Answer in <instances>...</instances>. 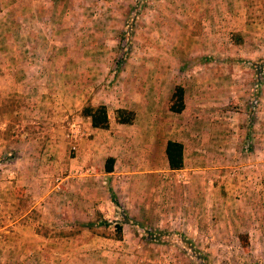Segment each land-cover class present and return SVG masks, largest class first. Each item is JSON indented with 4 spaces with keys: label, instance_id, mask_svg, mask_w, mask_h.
Returning a JSON list of instances; mask_svg holds the SVG:
<instances>
[{
    "label": "rangeland",
    "instance_id": "obj_1",
    "mask_svg": "<svg viewBox=\"0 0 264 264\" xmlns=\"http://www.w3.org/2000/svg\"><path fill=\"white\" fill-rule=\"evenodd\" d=\"M262 138L264 0H0V264H264Z\"/></svg>",
    "mask_w": 264,
    "mask_h": 264
},
{
    "label": "trees",
    "instance_id": "obj_2",
    "mask_svg": "<svg viewBox=\"0 0 264 264\" xmlns=\"http://www.w3.org/2000/svg\"><path fill=\"white\" fill-rule=\"evenodd\" d=\"M184 89L181 85H174L168 98V109L171 112L178 113L184 108ZM80 116L88 119L90 126L93 128H106L108 126L107 110L104 104L96 105L84 104L79 112ZM134 113L125 108H116L114 110V120L117 123L128 124L133 120ZM182 144L176 140L168 139L164 145V156L167 167L172 170H177L182 167ZM113 157L107 156L104 160V171L110 172L113 165ZM111 199L116 204L113 194L110 193ZM117 237L120 236L121 225L114 224Z\"/></svg>",
    "mask_w": 264,
    "mask_h": 264
},
{
    "label": "crops",
    "instance_id": "obj_3",
    "mask_svg": "<svg viewBox=\"0 0 264 264\" xmlns=\"http://www.w3.org/2000/svg\"><path fill=\"white\" fill-rule=\"evenodd\" d=\"M184 89V88H183ZM172 90V89H171ZM170 93H171V91H170ZM183 100H184V97H183ZM184 105H185V102H184ZM106 107V106H105ZM115 110V109H114ZM129 110V109H128ZM183 110V109H182ZM181 110V111H182ZM132 111V110H131ZM180 113V112H179ZM108 117V116H107ZM85 120H86V122H87V124H89V126H90V123H89V121H88V119H86L85 118ZM115 121V120H114ZM109 122V121H108ZM117 123V122H116ZM118 124H121V123H118ZM129 124V123H128ZM91 127V126H90ZM92 129H104V128H93V127H91ZM208 138V142H212V141H214V140H212L213 138H214V136L213 135H211V136H209V137H207ZM168 140V139H167ZM171 140H176V141H178V142H180L181 144H182V147H183V149H182V156H183V161H182V167L180 168V169H177V170H172V169H169L168 167H167V164H166V162H165V164H166V167H167V169L169 170V171H182L184 168L185 169H187V174H189V175H193V174H195V175H198L197 173L198 172H200L197 168L195 169V168H191V166H189V167H185V165H187V163L188 164H190V162H191V164H193L195 161H196V156H194V154H192L190 157H189V155H188V153L189 152H187V150L185 149V143L183 142V140H180L179 138H174V139H171ZM203 140H206V139H203ZM166 142V141H165ZM255 144H260V146L261 147H263L264 146V138H262V139H259V142H256ZM164 145H165V143H164ZM264 150V149H263ZM163 154H164V147H163ZM109 156H111V155H109ZM261 156H263V158L259 161V162H256L257 164H255V165H253L254 166V168L255 169H257V166H259V169H260V171L262 172V174H264V155H262L261 154ZM113 157V156H112ZM113 159H114V157H113ZM164 159H165V156H164ZM105 160V159H104ZM166 161V160H165ZM113 166V165H112ZM103 167H104V162H103ZM104 169V168H103ZM190 170V171H189ZM112 171V170H111ZM110 171V172H111ZM107 173H109V172H107ZM204 173V172H203ZM258 173H260V172H258ZM203 176L205 177V176H207V172H205L204 174H203ZM204 180V179H203Z\"/></svg>",
    "mask_w": 264,
    "mask_h": 264
}]
</instances>
